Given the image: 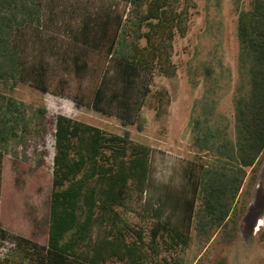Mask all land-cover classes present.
Here are the masks:
<instances>
[{"label": "trees", "instance_id": "16d2710c", "mask_svg": "<svg viewBox=\"0 0 264 264\" xmlns=\"http://www.w3.org/2000/svg\"><path fill=\"white\" fill-rule=\"evenodd\" d=\"M194 8V0H0V264H213L186 260L193 238L199 251L234 243L264 155V0L235 5L233 135L206 87L180 181H151V149L127 129L63 115L51 123L50 161L42 148L28 164L46 109L30 113L13 94L27 84L141 131L145 106L159 115L169 104L153 80L176 75L174 41ZM16 201L29 232L4 219Z\"/></svg>", "mask_w": 264, "mask_h": 264}, {"label": "rangeland", "instance_id": "374dc122", "mask_svg": "<svg viewBox=\"0 0 264 264\" xmlns=\"http://www.w3.org/2000/svg\"><path fill=\"white\" fill-rule=\"evenodd\" d=\"M250 0H194L187 33L174 41L173 62L176 75L172 78L156 76L152 91L165 89L169 96L166 110L159 115L151 106L142 110L144 128L122 127L114 117L103 116L90 108L76 106L66 98L43 94L27 84H19L13 94L33 112L38 106L46 109V130L41 139H35L27 148L28 164L33 165L37 151L44 149L46 160L52 154V120L63 115L99 127L106 132L121 134L130 132L131 139L151 149V181H180L181 169L194 154L190 121L198 112L197 100L206 87L215 92L217 110L229 123L233 135V98L241 83L237 64L236 11L235 5L247 8ZM211 71L206 76L205 70ZM194 85V86H193ZM256 182L242 214L238 235L233 244L225 246L212 241L205 250L193 238L185 253L189 263L196 258L213 264H264V155L256 164ZM36 181H29L25 191L32 192ZM11 191H7L9 195ZM17 200V199H16ZM12 204L3 215L12 227L29 232L25 213ZM131 215V214H130ZM131 217V216H129ZM133 221L137 218L132 216ZM262 222V224H258Z\"/></svg>", "mask_w": 264, "mask_h": 264}, {"label": "bare ground", "instance_id": "6f19581e", "mask_svg": "<svg viewBox=\"0 0 264 264\" xmlns=\"http://www.w3.org/2000/svg\"><path fill=\"white\" fill-rule=\"evenodd\" d=\"M258 224H262V222L261 223L258 222Z\"/></svg>", "mask_w": 264, "mask_h": 264}]
</instances>
